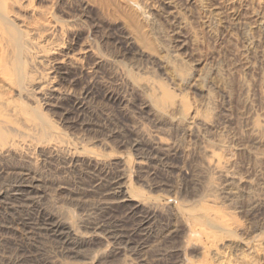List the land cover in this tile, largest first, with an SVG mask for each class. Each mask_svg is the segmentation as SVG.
I'll return each mask as SVG.
<instances>
[{
    "label": "rangeland",
    "instance_id": "374dc122",
    "mask_svg": "<svg viewBox=\"0 0 264 264\" xmlns=\"http://www.w3.org/2000/svg\"><path fill=\"white\" fill-rule=\"evenodd\" d=\"M10 15L21 45L5 54L20 73L0 79L11 102L0 145L14 148L0 152V192L35 180L43 214L82 233L99 225L86 242L96 262H67L102 264L129 237L145 240V264H264V0H19ZM208 146L234 182L211 172ZM162 147L177 155L160 160ZM119 177L140 205L112 203ZM5 210L0 264L62 250L26 224L42 214ZM130 253L116 264L137 262Z\"/></svg>",
    "mask_w": 264,
    "mask_h": 264
},
{
    "label": "bare ground",
    "instance_id": "6f19581e",
    "mask_svg": "<svg viewBox=\"0 0 264 264\" xmlns=\"http://www.w3.org/2000/svg\"><path fill=\"white\" fill-rule=\"evenodd\" d=\"M223 3H224V1H223ZM18 5H19V0H0V45L4 46V49H2L3 52L0 55V79L2 81L8 82V83H12V81L17 76V74L20 73L19 68L15 63L12 65L8 64L9 58H8L7 54H5L6 48L11 47L16 52L19 50V47L21 45V43L19 42V40H20L19 38L22 37L21 31L12 25V20L10 18L11 17L10 14H11L12 10L14 9V7H16ZM212 10H213V13H212L213 17H215V19H217V20H220L221 17L219 16V13L217 12V10L216 9H212ZM255 26L258 29L264 31V16H261V17L257 16L256 17V25ZM251 38L252 37H250L248 39L250 44L253 41V39H251ZM124 40H125V43L127 46L126 49H127L128 54H131L132 56H135V57L145 56L144 51L137 49V48L136 49L133 48L134 41L131 37L125 36ZM166 69H167V67H165V70ZM167 74L172 79L175 76H177V75H175L173 69L172 70L168 69ZM48 85H49L48 90H50L54 94H58V91H57V88L55 85L50 84V83ZM131 85H133V84H131ZM138 86L140 87V89H142V88L145 89V81L140 82V84H138ZM137 89H138V87H137ZM105 97L109 100L110 99H116L114 94L111 92L105 93ZM78 102H77L78 104H76L77 108L81 111L84 110L85 109L84 104H82L80 101H78ZM10 103H11L10 99L4 97L3 95L0 96V132H1V130H3L4 125H6V123L10 122L9 118H8L9 111H11ZM144 108L146 109V111H150V112L155 111V110H153L154 109L153 107H152L153 109H151L149 107V104H145ZM12 143L13 142H11L9 140L7 141L3 138V143L0 145L1 154H2V152H10L12 149H14ZM155 145L156 144L154 142L149 144V146L152 148L155 147ZM176 155H177L176 149H171V148L167 149V148H163V147L161 148V151L159 154V156L161 157L160 160L166 159L167 157H173ZM71 157L74 159V156H71ZM204 161H205L206 165L210 168L212 173L218 174L225 181L232 183L236 180L235 177L230 176L228 171H226L225 168L223 166H221V162H220L219 158L216 156L215 151L210 146H208L207 148L204 149ZM95 163H97V161ZM183 177L187 179L190 177V175L185 174ZM111 185H113V187L107 194H108V196L113 198L112 203L123 204V205L124 204H131L134 206L140 205L137 201H135V199L132 197V195L127 190L126 186L123 183L122 177H119L116 180H114L113 183H111ZM15 186H16V188L11 193L8 192V193H10L9 196L6 197L8 199H6L5 195H3L2 192H0V205L1 206L3 205V207L7 210V212L5 210V212L7 213L6 215H8V214L13 215V213L20 208H24V209L26 208L30 211H34L35 213L42 214V216H40V218L35 217L36 219H34V220L33 219L28 220L26 218L28 220L26 222V224L31 226L32 228H36L38 230L44 229L43 231L48 233L49 237L53 241L61 244V246H62V250L59 253L48 254L46 259L44 258L45 260L42 262V264H72L69 262V260L67 262L65 258L88 259L91 262H94V261L96 262V259L91 257L89 254V250L91 249L92 245H90L89 243H86V242L90 241L92 238H94V236H97L99 234L100 227L97 223L92 222V224H90L88 226V233H86L87 231H85V233L84 232L82 233L77 228L72 226L66 219L64 220L62 218H59L58 216L54 215L53 213H48L46 215H45V213L44 214L42 213V212H44V211H42L43 206H41V204L37 202V198H36V195L37 194L39 195V193H41L42 191L40 189V185L35 180H30V179L24 178L22 180V182H20V184H18V186L17 185H15ZM94 187L98 188V186H96V185ZM232 189L233 188H227L226 190H224V193L227 195H232L234 193V191ZM259 203L264 204V201L263 200L260 201V199H257L256 205H258V207H260ZM138 209H137V211H138ZM3 211H4V209H3ZM15 215H16V213H15ZM133 216H134V213H133ZM1 217H3V215ZM144 219H145V217H144ZM145 220L142 221L143 224H145ZM141 230H143V229H141ZM170 232H169V235H170ZM172 233H173V231H172ZM118 235H120V234H118ZM118 235L114 236V237L118 239L119 238ZM1 239H0V241H1ZM121 240H123V238ZM125 240L126 241H121L122 243H118V246L114 248L113 254L107 255L106 257H104L102 259V261L99 260V262L100 263L102 262V264H112V263L116 264L117 262L123 261L124 259L122 258V256L126 257L125 254L127 251H129V252H131L130 253L131 255L137 257V262H133L130 264H145V255L142 252L145 249V240L143 239L144 241L137 246L133 245V243H135L134 242L135 240L133 238L127 237ZM36 247H38V246H36ZM41 252H44V251L41 250L40 253ZM41 255H42V253H41ZM26 259H27V257H26ZM28 259H27V261H28ZM18 264H30V263L19 262ZM125 264H127V263H125Z\"/></svg>",
    "mask_w": 264,
    "mask_h": 264
}]
</instances>
